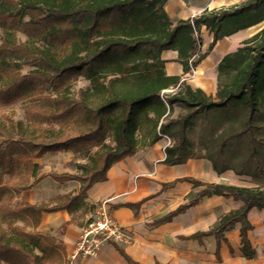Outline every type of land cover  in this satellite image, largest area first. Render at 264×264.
Returning <instances> with one entry per match:
<instances>
[{"label": "trees", "instance_id": "1", "mask_svg": "<svg viewBox=\"0 0 264 264\" xmlns=\"http://www.w3.org/2000/svg\"><path fill=\"white\" fill-rule=\"evenodd\" d=\"M165 1L16 0L17 12L0 7V23L20 26L46 44L40 48L27 43H0V77L7 78L0 85V102L37 96L25 108V121L11 122L9 126L0 122V264H63L67 252L62 243L52 234L36 229L42 212L71 210L90 185L107 177L112 164L135 152L136 134L144 124L158 128L153 139L162 134L169 136L171 125L178 124L181 136L175 146L165 148L164 160L176 164L188 158L184 131L193 115L211 108L242 107L246 111L244 128L233 131L231 136L241 134L249 145L242 165L250 159L257 162L250 121L264 107V26L218 64L216 100L189 86L173 94L163 93L162 98L161 92L174 89L179 76L164 75L159 52L177 49L188 72L207 52L198 49L202 40L195 37V32L205 25L213 33L211 48L218 38L230 34L225 25L234 24L237 30L264 20V0H247L229 10L205 11L173 25L163 9ZM24 14L29 18L23 22ZM195 53L198 57L191 59ZM27 64L36 67L21 73L19 68ZM107 75L113 77L106 78ZM79 77L90 80L89 88L80 89L77 96H68L71 82ZM48 87L55 95L42 98ZM174 103L190 107L191 111L167 123L160 122L170 115ZM43 122L71 124L73 129L54 133L49 127L42 128ZM108 137L110 144L105 142ZM227 138L220 139L218 158H223ZM59 151L90 155L91 162L77 164L79 173L51 174L57 181L79 180L78 194L63 195L55 205L18 201L22 190L45 176L39 175L40 165L33 159ZM188 180L205 188L191 193L186 204L157 223L172 219L206 195L241 199L242 207L221 215L210 230L193 236L213 234L219 245L224 231L239 221L244 253L251 256L254 249L246 236L250 229L247 212L252 206L264 210V190Z\"/></svg>", "mask_w": 264, "mask_h": 264}, {"label": "crops", "instance_id": "2", "mask_svg": "<svg viewBox=\"0 0 264 264\" xmlns=\"http://www.w3.org/2000/svg\"><path fill=\"white\" fill-rule=\"evenodd\" d=\"M245 1L166 0L163 9L173 25L205 11L229 10ZM263 26L264 20L237 30L234 24L225 25V31L230 34L218 38L209 48L213 33L203 25L200 30L201 51L207 52L188 72H185L177 49L161 50L159 60L164 75L179 76V81L170 93L189 86L216 100L218 64ZM181 107L183 105L180 103H174L170 115L162 117L160 122L167 123L169 118H178L171 116ZM149 114L153 116L152 112ZM157 129L142 125L141 131L136 134L138 146L132 155L112 164L106 171L107 177L90 185L85 195L75 200L71 210L42 212L36 229L52 234L62 243L66 252H70L80 230L93 219L100 202L106 200L110 215L131 232L132 240L120 246L105 242L96 255L79 256L75 264H128V259L139 264H264V210L257 206H252L247 212L250 229L246 236L254 249L251 256L244 253L239 221L224 231L219 245L213 234L201 238L193 236L210 230L218 223L221 215L242 207L244 202L241 199L222 194L206 195L199 202L178 212L172 219L157 223L167 213L186 204L191 193L205 188V185H194L192 180H188L191 178L203 184L222 183L264 190V179L258 178L262 174L255 175L242 166L245 159L242 155L245 137L241 134H224L222 137L228 138L223 158H218L217 153L189 154L186 161L169 164L164 162L165 148L175 146L176 137L162 134L153 139ZM60 152L79 154L74 151L47 152L40 158H34L33 161L40 165L39 175L45 176L29 189L22 190L17 197L18 201L55 205L63 195L72 197L78 194L81 184L79 180L57 181L51 174L63 171L48 172L42 165L44 157ZM75 160V163H85L77 158ZM80 171L67 172L74 174Z\"/></svg>", "mask_w": 264, "mask_h": 264}, {"label": "rangeland", "instance_id": "3", "mask_svg": "<svg viewBox=\"0 0 264 264\" xmlns=\"http://www.w3.org/2000/svg\"><path fill=\"white\" fill-rule=\"evenodd\" d=\"M0 7H5L8 11L17 12L18 4L16 0H0ZM29 15L24 14L22 21H26ZM20 26H7L6 22L2 21L0 23V43L6 41L9 43H27L30 46L44 47L45 41L39 40L36 34H28L20 29ZM0 58L2 56L0 55ZM8 58V57H6ZM35 65L27 64L21 66L19 71L26 74L29 70L35 68ZM113 77L107 75L106 78ZM6 77H0V85L4 82ZM7 79V78H6ZM90 86V80L84 77H79L71 82L69 90L66 92L68 96H77L80 89L86 90ZM170 93V92H169ZM54 96L55 92L51 87H48L42 94V98L45 96ZM37 96L31 97H20L13 99L12 101L2 103L0 102V122L9 126L11 122H17L19 120L25 121V108L29 104V100L36 98ZM191 111L190 107L177 108L174 111V115L171 117H182ZM246 111L242 107L233 108H211L203 112L193 115L185 127V139L189 148V154L200 155L211 153L215 155L219 147L221 137L226 133H233V131H238L244 128L243 120L245 118ZM169 118L168 121H171ZM43 127H49V131H69L72 128L71 124H50L43 122L41 125ZM250 132L253 136L252 140L256 148L257 162L250 159L248 163L242 165L245 170L253 172L255 175L262 174L260 177L264 179V107L257 112L252 120L250 121ZM170 134L177 138L181 136V129L178 124H172L170 127ZM246 134V133H245ZM106 143H111V137L105 140ZM242 155L246 157L249 152V145L247 141L242 147ZM79 159L82 162H91L90 155L83 156L80 154H68L66 152H60L59 154L49 155L42 159L43 167L48 172H59V171H69L74 172L79 169L77 167L78 163H75V159ZM62 173V172H61ZM79 173V172H77ZM72 174V173H71ZM22 223V222H20ZM30 229V228H27ZM65 258V257H64ZM64 260V259H63ZM64 263V262H63Z\"/></svg>", "mask_w": 264, "mask_h": 264}, {"label": "built area", "instance_id": "4", "mask_svg": "<svg viewBox=\"0 0 264 264\" xmlns=\"http://www.w3.org/2000/svg\"><path fill=\"white\" fill-rule=\"evenodd\" d=\"M199 36L200 32H195V37ZM198 49L201 51V45ZM198 55V53H195L191 59H196ZM172 90H163L161 92L162 98L163 93H169ZM166 138L167 143L170 144V139L167 136ZM131 240V232L110 215L106 206V200H104L96 207L93 219L80 230L73 249L66 253L63 264H75L74 261L79 256L90 257L96 255L105 242L120 246L130 243Z\"/></svg>", "mask_w": 264, "mask_h": 264}]
</instances>
